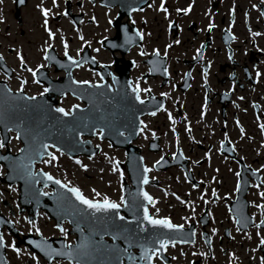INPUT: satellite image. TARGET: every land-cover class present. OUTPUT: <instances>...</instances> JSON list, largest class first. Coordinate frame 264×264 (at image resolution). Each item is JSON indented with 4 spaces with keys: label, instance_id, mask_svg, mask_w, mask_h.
I'll use <instances>...</instances> for the list:
<instances>
[{
    "label": "flooded vegetation",
    "instance_id": "obj_1",
    "mask_svg": "<svg viewBox=\"0 0 264 264\" xmlns=\"http://www.w3.org/2000/svg\"><path fill=\"white\" fill-rule=\"evenodd\" d=\"M29 1L0 0V28L8 16L16 25L10 36L0 34V39H12L0 42V78L13 89L40 95L44 85L36 75L43 74L46 57L51 62L46 75L52 79L61 82L69 69L82 81L76 73L86 67L95 74L88 81L107 82L127 94L128 120L117 127L130 139V156L137 153L147 173V179H139L141 186L130 179L127 185L135 194L144 192L148 217L169 221L177 231L164 254L150 247L137 261L143 264L151 255V264H235V236L245 240L252 231L255 252L264 260V0H118L111 8L89 6L106 24V38H112L110 47L103 38L102 47L97 39L92 48H82V35L74 32L82 28V0H47L35 5L52 4L56 11L45 31L59 32L67 41L60 50L47 44L38 62L27 60L18 43L24 37L23 12ZM64 18L73 33L61 22ZM50 47L54 50L46 56ZM101 52L108 60L100 58ZM82 59L97 61V69L82 66ZM8 72L12 75L6 78ZM167 172H175L177 179L154 175ZM157 187L164 193L159 211L153 210ZM170 197L179 199L180 208L172 210ZM14 203L0 201V264H75L55 257L54 250L51 258L38 251V243L46 244L39 235L52 246L73 244L75 233L68 223L57 228L47 217L51 232L24 230L17 216L30 224L46 214L33 216L28 205L18 207L16 198ZM140 209L137 204L131 212ZM163 242L168 240L157 245ZM194 245L196 251L188 250ZM171 248H179L174 261L167 253Z\"/></svg>",
    "mask_w": 264,
    "mask_h": 264
},
{
    "label": "water",
    "instance_id": "obj_2",
    "mask_svg": "<svg viewBox=\"0 0 264 264\" xmlns=\"http://www.w3.org/2000/svg\"><path fill=\"white\" fill-rule=\"evenodd\" d=\"M47 89L62 90L59 96L67 91L82 94L85 108L74 106L71 113H65L62 108H55L52 101L45 102L43 97L27 98L19 93L11 92L4 82H0V128L4 140L8 139V131L14 130L23 145L18 153H0V163L6 168L5 179L8 182L19 181L22 185L23 199L40 202L43 197H36L35 193L41 187L35 186L36 179H47L55 192L47 195L48 202L41 203L57 224L68 219L70 224L76 226L78 235L76 244L65 251L64 256L79 264H141L136 260L139 255L146 253L148 248L164 252V244L157 245L158 240L168 237L172 232L164 223L148 220L145 212L143 192L141 194L129 191L124 192L123 207H118L108 201H94L81 195L77 188L66 187L55 180L48 173L38 170L33 172L34 162H39L44 156L51 155L47 146L50 145L68 156L84 154L91 157L100 150L93 146L90 140H81V135L93 136L97 128L102 130L100 138H107L111 145L124 147L127 154V173L130 179L141 186L139 179H146V169L141 163L138 154L130 157L132 148L128 146L127 136L115 129L112 119L116 106L124 103L117 101L114 94L101 85L93 86L82 83L81 86L70 87V84L46 82ZM123 120V117L120 116ZM88 145V149H85ZM138 191V190H137ZM30 199H27V198ZM143 198V199H142ZM142 206L138 213H131L137 204ZM36 209V206H35ZM125 215L140 218L134 224L127 222L125 216L120 217L119 212ZM136 214V215H135ZM85 228L86 230H80ZM144 227V230H140ZM167 229V230H165ZM117 238L123 244L114 245L105 242L104 236ZM170 242V241H169ZM136 247L140 252L137 255L128 254V247ZM162 255V254H161ZM124 256L125 263L120 258ZM147 256V254H146ZM129 259L131 262H128ZM143 264H151V256Z\"/></svg>",
    "mask_w": 264,
    "mask_h": 264
},
{
    "label": "rangeland",
    "instance_id": "obj_3",
    "mask_svg": "<svg viewBox=\"0 0 264 264\" xmlns=\"http://www.w3.org/2000/svg\"><path fill=\"white\" fill-rule=\"evenodd\" d=\"M40 2V6H42L47 2V0H30L25 7L23 12V28L25 32L23 34L24 37L22 38V41L18 42L21 44L22 50L26 53V59L31 60V58H33L35 62L40 60V56L42 55L40 50L47 46V44L54 43V45L58 46V49L60 50L62 43L67 41L66 37L58 36L59 32L49 31L48 33L45 31V27L52 19V14L56 11L53 9L52 4L35 8V5H38ZM52 2L53 0H51V3ZM89 6L85 3V0H82V11L84 12V17H94V21L92 23H87L85 18L82 22V28L74 30V32L75 34L78 33V36L82 35V48L85 44L90 45L91 48L96 46L97 39V45L99 43V47H102L99 41L103 38L109 37V30L108 32H105L104 29L106 24L104 22L101 23V20L96 18ZM40 9H46L48 11V16L46 10H43L42 14H40ZM64 20L65 22L63 20H61V22H63L65 26L71 28L70 32L73 33L71 25L67 23L68 20L65 18ZM6 23L9 24L7 30L4 28ZM101 24L103 25L101 26ZM57 25L61 31V25ZM1 27L3 28H0V30L4 31V33L0 31V34H6L8 36H10L11 32L16 29V25L11 21L9 16L6 18V22ZM99 28H101L105 33L102 32V35H100ZM107 28L109 29V27ZM99 35L100 37L97 38ZM8 36L6 39H0V42L11 41L12 39H9ZM76 45H79L78 41L76 42ZM99 56L103 60H108L107 55L102 54V52ZM35 62L32 64L34 65ZM93 74L94 73H91L86 67H82V71L76 73L77 77L82 80H87L88 78V80H93L95 75ZM16 84L17 82H15V86ZM73 103L79 104V102L73 97L66 96L61 100L60 105L65 109H69ZM92 142L101 146V151L92 158H86L84 156L68 157L57 150H53V155L51 157L44 158L42 162L36 164V168H41L53 177L61 179L67 185L78 187L82 191V194L90 199H110L112 201L117 199L119 201L122 179H127V175L125 169L118 166L117 161H124L125 152L123 149L121 150L111 147L107 141H100L96 136L92 138ZM19 145L20 142L13 135L10 141V150L15 152L19 148ZM3 173L4 168L0 164V175L3 176ZM154 175L163 180L171 179L173 177L174 179H177L175 172L156 173ZM14 191L13 186L8 187L6 184L0 182V200L7 199L13 204L15 202L13 197L16 198V195H13ZM11 196L13 199H10ZM154 196L157 201L153 210L159 211L164 198L162 189L157 187ZM169 200L174 204V208L172 210L180 208L179 199L177 197H170ZM170 212L166 213L170 214ZM15 220H19L20 226H22L24 230L38 227L43 234L48 233L46 231H52L50 228V225L52 226V222L46 215H39L38 218L30 224L26 222L23 216H17ZM252 235L254 241L252 239ZM255 236L256 234L254 231L250 232L249 236L245 240L244 236H235L233 240L234 245H236L234 254L235 264H264V260L259 259L258 252H255V246L257 245V240H255L257 237L255 238ZM260 236H263L264 238V231H261ZM240 239H242L243 243L239 244ZM197 248L198 247L194 245L193 248L188 250L196 251ZM239 248L240 250H238ZM167 253L172 257V261H174L176 256L179 257V248L168 249ZM223 259L225 260V256ZM154 264L162 263L160 261H155Z\"/></svg>",
    "mask_w": 264,
    "mask_h": 264
}]
</instances>
